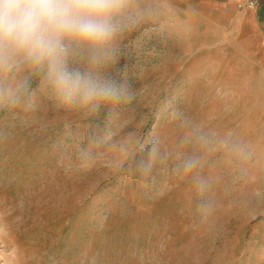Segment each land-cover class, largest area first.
I'll return each instance as SVG.
<instances>
[{
	"label": "rangeland",
	"instance_id": "obj_1",
	"mask_svg": "<svg viewBox=\"0 0 264 264\" xmlns=\"http://www.w3.org/2000/svg\"><path fill=\"white\" fill-rule=\"evenodd\" d=\"M125 41L117 68L134 92L117 128L143 141L177 135L172 107L233 134L255 149L246 182L230 166L209 224L187 206L188 186L163 173L141 187L107 163L76 161L89 124L38 94L33 109L0 139V264H264V72L214 25L178 13L164 0ZM115 75V72H113Z\"/></svg>",
	"mask_w": 264,
	"mask_h": 264
},
{
	"label": "clouds",
	"instance_id": "obj_2",
	"mask_svg": "<svg viewBox=\"0 0 264 264\" xmlns=\"http://www.w3.org/2000/svg\"><path fill=\"white\" fill-rule=\"evenodd\" d=\"M155 15L143 0H0V121L11 126L22 120L37 95H46L58 110L91 122L75 153L80 166L91 168L110 153L107 163L141 187L155 186L163 173L174 175L188 186L193 219L206 225L218 209L222 183L209 169L227 164L244 183L255 149L178 107L168 113L177 135L167 146L151 132L147 141L136 132L118 135L137 92L117 65L127 38ZM6 136L0 124V139Z\"/></svg>",
	"mask_w": 264,
	"mask_h": 264
},
{
	"label": "crops",
	"instance_id": "obj_3",
	"mask_svg": "<svg viewBox=\"0 0 264 264\" xmlns=\"http://www.w3.org/2000/svg\"><path fill=\"white\" fill-rule=\"evenodd\" d=\"M258 1L248 9L242 0H164L178 13L226 32L235 46L255 58L254 69L264 72V0Z\"/></svg>",
	"mask_w": 264,
	"mask_h": 264
},
{
	"label": "built area",
	"instance_id": "obj_4",
	"mask_svg": "<svg viewBox=\"0 0 264 264\" xmlns=\"http://www.w3.org/2000/svg\"><path fill=\"white\" fill-rule=\"evenodd\" d=\"M258 0H242L241 5L248 9H254L258 5Z\"/></svg>",
	"mask_w": 264,
	"mask_h": 264
}]
</instances>
